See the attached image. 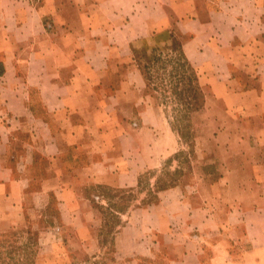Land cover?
<instances>
[{
	"label": "crops",
	"instance_id": "0c3cea01",
	"mask_svg": "<svg viewBox=\"0 0 264 264\" xmlns=\"http://www.w3.org/2000/svg\"><path fill=\"white\" fill-rule=\"evenodd\" d=\"M166 32L238 124L216 137L258 159L231 164L214 199L183 186L142 196L119 213V259L166 246L169 264H264V0H0V231L38 228L47 263L101 248L94 232L119 212L106 190L139 187L164 138L175 151L134 58Z\"/></svg>",
	"mask_w": 264,
	"mask_h": 264
},
{
	"label": "rangeland",
	"instance_id": "374dc122",
	"mask_svg": "<svg viewBox=\"0 0 264 264\" xmlns=\"http://www.w3.org/2000/svg\"><path fill=\"white\" fill-rule=\"evenodd\" d=\"M151 48H147L149 54L155 48L159 57L154 62L150 58L149 61L146 60L143 55L146 48L143 45L135 47L134 58L140 68L148 72V78L145 79L147 94L164 120L172 126L176 134V149L168 153L174 139L171 137L169 141L164 138L160 149L163 152L158 157L161 164L144 171L139 179V187L106 190V194L111 196V207L119 212H104L103 223L94 232L100 240L101 248L80 250L75 249L79 247L75 244L72 246L76 252L73 253L75 258L61 264H169V249L166 246L159 258H154L151 253H140L119 259L114 238L122 224L120 214L127 213L139 204L142 196L145 197L143 205L157 203L159 190L175 186H183V194H193L196 199L200 192L207 193L210 197L217 190L212 188H215L221 177L226 173L235 176L240 171L235 169L233 174L231 164H246L258 159V154L228 151L242 145L239 138L216 137L217 129L222 124L230 130L238 124L233 123L231 115L225 113L222 105L216 104L209 89L201 86L200 91L195 90V79L193 82L189 80L191 72L181 64L180 53L170 49ZM192 75L197 76V73L192 72ZM147 138L149 137L145 136V140ZM154 175L156 184L153 187L151 180ZM247 175L248 171L244 170L243 176ZM211 198L214 199L213 196ZM27 230L29 229L25 225H18L8 231H0V264H49L42 254H45V243L39 229H32L30 232ZM70 239L73 241L75 238L71 236ZM90 251L94 252L93 255Z\"/></svg>",
	"mask_w": 264,
	"mask_h": 264
},
{
	"label": "trees",
	"instance_id": "16d2710c",
	"mask_svg": "<svg viewBox=\"0 0 264 264\" xmlns=\"http://www.w3.org/2000/svg\"><path fill=\"white\" fill-rule=\"evenodd\" d=\"M163 38H165V44L163 45V44H159V46H157V48L159 49H161V48H164V50H166V49H170V50H175V51H177L178 53H180L179 54V56L181 57V64L182 65H185L186 66V68L187 69H189L190 70V72H191V74H189V80H191L192 82L194 81V79H195V82L196 83H194L195 84V90L196 91H200L201 90V85H200V83L198 82L199 80H197V76H193L192 75V72L193 73H195L196 71L194 70V68L191 66V64L189 63V61L187 60V58L185 57V55L183 54V52H182V48H181V42H180V40H179V38L177 37V35L174 33V32H168L167 33V35H165V34H162L161 35ZM155 48H153L152 50H151V54H149V52H148V50L147 49H144V53H143V55L145 56V58H146V60L147 61H149V58H150V60L151 61H155V59H158L159 57H158V54H157V52H156V50H154ZM159 49V50H160ZM146 69H149V68H146ZM141 70H142V72H143V74H144V77H145V79H147L148 78V72L145 70H143L142 68H141ZM191 75L193 76V78L191 77Z\"/></svg>",
	"mask_w": 264,
	"mask_h": 264
}]
</instances>
